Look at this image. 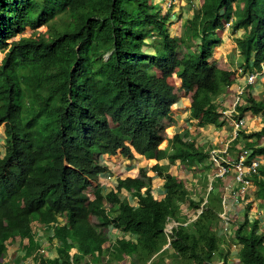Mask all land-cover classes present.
I'll use <instances>...</instances> for the list:
<instances>
[{
	"label": "trees",
	"instance_id": "trees-1",
	"mask_svg": "<svg viewBox=\"0 0 264 264\" xmlns=\"http://www.w3.org/2000/svg\"><path fill=\"white\" fill-rule=\"evenodd\" d=\"M170 19L171 12L163 14L153 0H0V127L5 134L0 156V264H20L31 255L36 264H110L123 255L132 256L135 264L232 260L233 240L217 231L222 221V196L215 192L219 177L198 200L182 180L157 163L151 169L165 180L167 190L161 200L152 192L147 167L138 177L119 179L116 190L93 199L87 194L92 181L107 170L103 156L119 150L129 158L136 151L148 159L180 160L189 166L207 160L210 151L189 131L173 136L168 153L160 145L167 139L179 90L192 93V119L213 122L221 115L216 101L234 83L235 73L219 70L217 59H211L222 43L217 32L226 21L232 20L245 67L262 69L264 0H203L188 18L185 33L189 31L192 44L172 34ZM44 25L49 26L46 38L25 33ZM158 70L161 76L155 74ZM174 73L179 78L170 82L178 85L181 79L180 88L167 81ZM246 102L239 107L241 115H264V100L249 93ZM245 130L234 144L244 137L251 156H264V126ZM251 179L257 186L256 201L264 204V164ZM123 189L133 192L136 204L119 196ZM205 197L199 216L187 226L174 227L164 248L171 218L190 220L188 212L180 217L182 205L189 203L196 211ZM59 218L65 222L47 237L57 254L46 256L36 239L38 227ZM248 222L246 216L235 228L237 260L264 264L260 219ZM109 226L131 232L136 240L121 237L104 248ZM17 237L28 239V245L23 257L11 261L8 249Z\"/></svg>",
	"mask_w": 264,
	"mask_h": 264
},
{
	"label": "rangeland",
	"instance_id": "rangeland-1",
	"mask_svg": "<svg viewBox=\"0 0 264 264\" xmlns=\"http://www.w3.org/2000/svg\"><path fill=\"white\" fill-rule=\"evenodd\" d=\"M154 3H156V6L158 8H160L161 10H163V14L171 12V19H170V30L172 32V34H176L177 36H182L185 40V42L187 44H192L194 43V41L191 40V36L189 35V31L187 30L185 33V30L188 29V18L190 16H192L193 14V10L194 8H198L203 0H153ZM48 29L49 26L48 25H44L40 28L37 29L36 32L33 33L32 30L27 29L26 30V34L27 35H37V36H41L46 38L48 36ZM241 34V31L237 32V36ZM234 36L233 35V31L232 28H223L218 30L217 32V37L219 39H221L222 43L220 45H218L215 48V54L214 57L211 60L217 59L218 62V69L219 70H230L231 72H234V76L232 77L231 81H233L234 79H238V83L240 84V81L244 79L242 78V74L239 72V69L242 68L243 73L248 72V69L245 67V65L243 64V58L241 57L238 48L236 47V42L234 40ZM147 50H152L150 47L146 48ZM3 53L0 52V61L3 58ZM152 69V68H151ZM157 72L162 73L160 70H158ZM162 74H160L161 76ZM264 75L260 76L256 82V85L259 84L258 82H260V80L263 78ZM177 74L174 73L173 76H169L167 78V81L172 84V82H170L171 79H178L177 78ZM240 80V81H239ZM180 81V79H179ZM236 81V80H235ZM181 83L177 84H172L173 86H178L176 88H180L181 85H179ZM243 84V83H241ZM232 86V85H231ZM238 88V87H237ZM233 90L232 88H230V86L228 88H226L225 92L223 94H225V96L232 98L233 93L236 91H230ZM179 96L182 97H186L183 98V102H181V108L177 109L175 106H173V110L175 111V116L176 117H172L173 120H169L168 122L170 123V125L168 126L167 130H166V134L167 136H171L174 135V133L179 130L181 131V133H184L185 131H189L191 138H194L198 143L203 141V138L207 135L210 136V138H214V135L212 134V131H222V138L223 142H222V146H215V143L210 142L211 140L209 139L208 142H206L204 144V147L206 149H208L209 151L212 150L213 148H225L227 145V139H230L233 134H234V130L231 124V120L230 118H226L224 116L220 117L221 115L219 114V117L216 118L214 120V122L218 125H216V127H214V125L211 122H207L209 124H205V122H203V120L200 119H195L196 121L194 122H190L187 121L190 119L188 112H186V107H184V105H186L188 103L187 98L188 96H191L192 93L186 91V90H179L178 91ZM222 94V95H223ZM262 94H264V91L262 92ZM249 95V93H248ZM217 103H219L220 105V112L222 111V109H231L232 105L230 102H227V106H225V108L221 105L220 101L217 99L216 101ZM22 111L20 112V118L23 119L26 117L25 115V111L23 110V107L21 108ZM246 117V116H245ZM177 118V120H176ZM261 118V122L264 124V115ZM260 118H256L255 120H257V125L261 124L260 123ZM189 124L194 125V127H192L191 129L193 130H189ZM255 123H252V125L248 126V130L254 131L256 130L257 127H259L260 125H256ZM187 126V127H184ZM205 126V127H204ZM220 126V127H219ZM184 127V128H183ZM188 129V130H187ZM210 132H212L210 134ZM228 134V135H227ZM2 138H4V127H0V140H2ZM244 141L245 138L242 137V140H239V143L234 144V142H230L229 143V149H228V153L225 154L226 158H229L230 160H232V162H235L238 159L239 154L242 152V146H244ZM261 143L264 142V137H262V139H260ZM260 143V142H257ZM224 144V145H223ZM164 145H166V142L164 143ZM2 143H0V151L1 154H3V150L1 148ZM241 146V147H240ZM262 164H264V156H260ZM212 159L210 158V156L207 158V160H205L203 163H197L195 165H191L190 170H186L184 172L185 177H182V179H184L186 181V187L189 188V190L192 192V195L195 198H198V200L200 199L199 197L201 196H207L208 192L210 191V183L211 181L214 180V178L217 176V165L212 163ZM182 168H186L183 163L181 164ZM100 176V175H99ZM154 176H159L156 172L155 174H153ZM233 173H229L227 176L224 177H219L221 179V181H217V185L218 187L215 189V192L217 194H222V198L224 199L225 193H231L229 192L230 190H228V184L229 182L232 180L233 177ZM184 182V181H183ZM227 183V184H226ZM257 186L253 183L251 185V189L249 193V197H246L244 199V201H236V199L234 200H226L225 202V206L223 204V213H224V209H226L225 211L227 212V215H229L230 217H232V223L233 225H231L232 231L229 235L225 234L222 231V225L221 226H217V231L218 234L222 237H229L230 240L232 239L233 244L231 246V258L232 260L229 261V264H241L238 260H237V250L239 248L238 242L235 239V228H237L238 224H242L245 221V217L248 216L249 218V222L248 224H250L251 222H253L254 219L259 218L260 219V226L261 229L264 230V204H262L261 202L258 203V201H256V189ZM228 191V192H227ZM167 192V190H166ZM207 193V194H206ZM248 195V192H247ZM251 195V196H250ZM245 197V196H244ZM253 197V198H250ZM207 199V197H205L204 201ZM227 199V198H226ZM222 200V199H221ZM214 202L218 203L217 199L214 198ZM188 204V205H187ZM184 203L182 205V208L184 206H187V208L189 207V203ZM190 208V207H189ZM183 215V216H182ZM198 215V211H193L192 214L190 215L192 218L196 217ZM181 216L184 217V214H182L181 212ZM190 219V218H189ZM172 223V222H171ZM171 223H168V230L169 229V224L171 225ZM111 226H109L106 231L105 234L106 236L109 238V232ZM46 233V232H45ZM44 242V241H43ZM47 242V241H45ZM52 247V245H50ZM49 246V247H50ZM225 248V247H224ZM228 250V247L226 246V249ZM16 250H14V255L16 256ZM48 250H44V254H48L47 253ZM13 255V257H14ZM114 259V258H113ZM119 259V258H117ZM24 260V258H23ZM20 260L19 263L23 264L22 261ZM110 261V260H109ZM108 261V262H109ZM216 263L217 264H222V260L216 257ZM220 262V263H218ZM133 264H135V262H132ZM14 264V263H12ZM130 264V263H127ZM137 264V263H136ZM169 264H176L173 260H170Z\"/></svg>",
	"mask_w": 264,
	"mask_h": 264
},
{
	"label": "crops",
	"instance_id": "crops-1",
	"mask_svg": "<svg viewBox=\"0 0 264 264\" xmlns=\"http://www.w3.org/2000/svg\"><path fill=\"white\" fill-rule=\"evenodd\" d=\"M155 74L157 76H160L161 73L160 72H155ZM242 78L244 79L245 76L243 75ZM180 83H181V79H180ZM241 83H243V80L240 81V84ZM258 83L259 84H257V85L255 84V85L250 86L249 93H251L253 98H255L257 101H262V100H264V94H262V92L264 91V76L260 80V82H258ZM238 85H239L238 79L236 78V79H234V83L232 84V86H230V88H232L233 90H230V91H235L236 88L238 87ZM176 87H178V86H176ZM224 97L226 99V102L223 103L220 100L222 98H224ZM183 98H186V97H182V98L180 97L178 102L176 104H174L173 106H175L177 109L181 108L182 106L180 104H181V102H183V100H184ZM218 100L220 101L221 105L224 108H225V106H227V104H228L227 102L231 103V98L225 96V94L219 96ZM187 101H188V103L186 105H184V107H186V112H188V114H189L190 119L187 120V121H189V123H190V122L196 121L195 119H192L191 115H190V106H191V101H192L191 96H188ZM173 106H172V117L174 118L176 116H175V111L173 110ZM222 110H224V109H222ZM243 115H245L247 120H248V124L246 125L247 129L245 130L247 132L251 131V130H248V126L249 125H252V123H255V124L257 123V120H255L257 117L258 118L263 117V114H257L256 115V114H253L251 111H248V112H246ZM176 120H177V118H176ZM259 121H260L261 124H258L260 126L257 127L256 130L261 129L264 126V124L261 122V118H260ZM203 122H205L204 125L205 124H209V123H207L208 121H203ZM211 123L214 125V127H216L217 124L214 122V120ZM184 127H187V126H184ZM192 127H194V125L189 124L188 129L189 130H193V129H191ZM222 131L223 130H221V131H217V130L216 131H212L213 133L210 132V134L212 133L214 135V138H210V136L207 135V137L205 136L203 138L202 142H200V143L197 142V143L200 146L204 147V144L206 142H208L209 139H210L211 140L210 142L215 143V146L221 147L223 139H224V138H222L223 137L222 136ZM176 133H181V131L177 130L174 133V135ZM174 135H171L170 137L167 136V139H165L163 141V143L160 145V148L165 149L166 153H168L170 151V140L173 138ZM232 138H233V136L230 139H227V141L231 140ZM241 140H242V138L240 139V141ZM245 141H246V139H245ZM165 142H166V145H164ZM0 143H2L1 148H2V150L4 152L5 134H4V138H2V140H0ZM206 150H208V149H206ZM0 156H1V151H0ZM104 163L107 166V170L105 172H103L102 174H100V176H98L97 179L95 181H93L92 187H90V189L92 190L94 195H96L98 193L106 194L109 191H111L112 189L116 190V186L118 184V180L119 179H125L127 177L135 178V177L139 176L140 170H141L142 167H147L149 169L148 170V175L153 177V174H155L156 171L152 170L151 168L157 163H159L161 166H163L164 170H166L167 172L171 173L172 175L177 176L180 180L184 181L185 184H186V181L184 179H182V177H185L184 172L186 170H188V169L190 170V168H188L190 166L188 164H185V163H183V165L186 168H182L181 167L182 162L180 160L170 161L168 158H164V159H161L159 161L156 158L148 159L145 156H143L141 154H138L136 152H134V157L133 158H129V157L123 155V153L120 150L115 155H105L104 156ZM164 184H165V180L162 177H160V176H154L153 177L152 192H153L154 196L156 198L160 199V200L162 198H164L165 195H166V188H165ZM143 190H145V189H143ZM119 196L122 199H124V198L127 199L132 204H136L137 203V199L134 196L132 191H128L126 189H123L122 191H120ZM245 197H249V193ZM250 198H253V197H250ZM260 201L261 200H259L258 203ZM186 212H188V214L191 215L192 212H193V209H190L189 207L187 208V206H184L182 208V214H184V216H185ZM182 216L180 215V217H182ZM174 221L180 222V221H177V220L172 219V218H171V220L169 222L173 223ZM44 230H45L44 228H39L38 227V233L36 235V239L38 240V242L42 246H46L50 256H55L57 254L55 246L51 247L50 244L45 242V241H47L48 233L47 232L44 233ZM109 230H110L109 238H108L107 242L103 245L104 248L110 247L111 244L116 239L121 238V237H125L128 240H136V235L132 234L131 232H127V233L125 232L124 233V232L120 231L118 228H115V227H111ZM26 245H28V239H21V238L17 237V239L12 242L11 246L8 249V255L10 257V260L12 261V260H15L16 258L23 257L25 255V252H26V248H27V247H25ZM167 247H168V244L165 245L164 248H167ZM14 250H16L15 251L17 253L16 256L13 254ZM13 255H14V257H13ZM108 259H109V255L107 254V255L104 256V260L107 261ZM166 261H167V263L170 262L169 259H167ZM23 262H24L23 264H36V260L34 258V255H31L30 257H27L26 260H24ZM109 262H110V264H127V263L133 264L132 262H134V258L132 256H129V255H123L122 258H119V259L114 258V259H111Z\"/></svg>",
	"mask_w": 264,
	"mask_h": 264
},
{
	"label": "built area",
	"instance_id": "built-area-1",
	"mask_svg": "<svg viewBox=\"0 0 264 264\" xmlns=\"http://www.w3.org/2000/svg\"><path fill=\"white\" fill-rule=\"evenodd\" d=\"M232 20L226 21L224 23L225 28H229L231 26ZM239 72L245 76L243 84H239L238 88H236L235 93H233V96L231 98V109H225L222 110L221 116H224L226 118H230L231 124L234 130L233 138L227 142V145L225 148H213L210 150V158L213 161V164L217 165V173L216 177H224L227 176L229 173H233L232 180L228 184V190L231 193H225L226 196H224V199L222 198V211L220 213V217L222 219L221 225H222V231L229 235L232 231L231 225L232 223V217L227 215V212L224 209L223 213V204L225 206L226 200H234L236 201H244V199L247 195V192H250L251 185L254 183L251 179V176L258 172V168L262 164L260 156H251L252 151L242 146V152L239 154L238 159L235 162H232L229 158H226V155L228 153L229 149V143L233 142L236 137L239 134V131L242 129H247L246 125L248 124V120L245 117V115H241L239 112L240 106H245L247 104V98L249 93V88L252 85H255L258 78L262 75H264V63H262V69L258 71H251L248 70V72L243 73L242 68L239 69ZM221 102H226L225 97L220 100ZM210 190L212 189V181L210 183ZM228 192V191H227ZM222 196V194H221ZM227 198V199H226ZM207 202V199L203 202L201 207L197 209L198 215L192 219H190L188 222L180 223L174 221L169 224L166 229L168 234V240L169 244L171 242V231L174 227H178L180 225L187 226L191 221L195 220L199 214L203 211V206ZM168 244V245H169ZM223 263V262H222ZM93 264V263H91Z\"/></svg>",
	"mask_w": 264,
	"mask_h": 264
},
{
	"label": "clouds",
	"instance_id": "clouds-1",
	"mask_svg": "<svg viewBox=\"0 0 264 264\" xmlns=\"http://www.w3.org/2000/svg\"><path fill=\"white\" fill-rule=\"evenodd\" d=\"M134 151V150H133ZM136 152V151H135ZM137 153V152H136ZM2 155V154H1ZM105 155H109V154H105ZM104 155V156H105ZM104 156H103V162H104ZM138 177V176H137ZM97 179V178H96ZM95 179V180H96ZM95 180H93V181H95ZM93 181H92V185H93ZM92 185L90 186V187H92ZM90 187H89V189L87 190V194L89 195V197L91 198V199H93V198H95V195L93 194V192H92V190L90 189ZM251 193V192H250ZM110 207V205H108V208ZM190 219H192V218H190ZM189 221V220H188ZM188 221H186V222H188ZM63 222H65V219L64 218H59V220H57V221H55V222H52V223H50V225H48V224H46V225H43L42 226V228H44L45 230H44V233L46 232V230L48 231V235L49 234H52V233H50V231L52 232V229L56 226V225H59V224H62ZM180 223H185V222H180ZM181 226V225H180ZM41 227V226H40ZM50 227V228H49ZM111 227H113V226H111ZM168 227V226H167ZM116 228V227H115ZM167 229V228H166ZM48 235H47V237H48ZM47 243H48V238H47ZM168 244H169V240H168ZM50 245H52V246H54L52 243L50 244ZM56 245V244H55ZM169 246V245H168ZM55 249H56V247H55ZM44 250H48L47 248H46V246H43V248H42V251L44 252ZM47 253H48V251H47ZM46 256H50V254L48 253V254H45ZM110 258V257H109ZM89 260H90V258H89ZM91 263H93V264H95L93 261H90V264Z\"/></svg>",
	"mask_w": 264,
	"mask_h": 264
}]
</instances>
